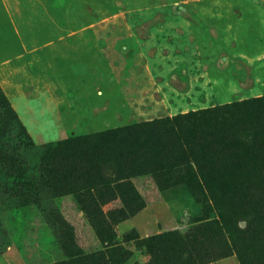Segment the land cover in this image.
I'll list each match as a JSON object with an SVG mask.
<instances>
[{
    "label": "rangeland",
    "instance_id": "obj_1",
    "mask_svg": "<svg viewBox=\"0 0 264 264\" xmlns=\"http://www.w3.org/2000/svg\"><path fill=\"white\" fill-rule=\"evenodd\" d=\"M0 93L31 171L46 144H88L63 167L55 212L0 205V264H94L111 241L145 264L138 240L217 217L203 208L222 205L219 190L188 180L167 142L199 140L205 111L264 95V0H0ZM101 156L118 157L106 185ZM258 214H241L237 249L207 264H264Z\"/></svg>",
    "mask_w": 264,
    "mask_h": 264
},
{
    "label": "trees",
    "instance_id": "obj_2",
    "mask_svg": "<svg viewBox=\"0 0 264 264\" xmlns=\"http://www.w3.org/2000/svg\"><path fill=\"white\" fill-rule=\"evenodd\" d=\"M203 116L208 124L197 130L199 140L190 135L183 142L169 138L167 144L171 160L180 172L197 185L215 186L222 205L213 199L215 205L207 204L203 212L215 208L217 217L196 220L185 234L173 231L138 240L136 244L147 258L145 264H207L224 257L228 249H237L238 238L245 234L238 226L241 214L259 213L263 224L258 231L264 235V95L207 110ZM28 143L25 129L0 93V205L27 201L55 212L51 201L54 191L61 180L71 175L62 173L63 167L69 162L74 169L81 166L74 157L83 155L87 140L70 137L44 145L33 171L27 160L33 145ZM111 162L103 156L95 162L99 184L108 183L104 172ZM107 171L109 182L115 183L120 172L115 167H108ZM3 233L0 223V234ZM131 257L129 251L111 241L84 262L92 258L94 264H126ZM239 261L247 264L241 256Z\"/></svg>",
    "mask_w": 264,
    "mask_h": 264
}]
</instances>
